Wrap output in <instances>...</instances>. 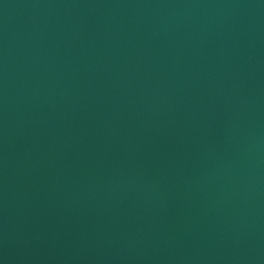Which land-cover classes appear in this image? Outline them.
Returning a JSON list of instances; mask_svg holds the SVG:
<instances>
[{
    "label": "water",
    "instance_id": "95a60500",
    "mask_svg": "<svg viewBox=\"0 0 264 264\" xmlns=\"http://www.w3.org/2000/svg\"><path fill=\"white\" fill-rule=\"evenodd\" d=\"M0 264H264V0H0Z\"/></svg>",
    "mask_w": 264,
    "mask_h": 264
}]
</instances>
